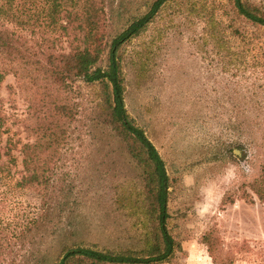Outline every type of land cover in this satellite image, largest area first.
<instances>
[{
  "label": "rangeland",
  "instance_id": "obj_1",
  "mask_svg": "<svg viewBox=\"0 0 264 264\" xmlns=\"http://www.w3.org/2000/svg\"><path fill=\"white\" fill-rule=\"evenodd\" d=\"M111 1L125 3L128 16L146 11L152 0ZM244 1L264 10V0ZM231 19L226 0H168L147 29L118 50L127 113L154 144L169 177L167 224L181 249L161 264H216L203 242L209 232L218 236L232 264H264V202L248 187L264 153L262 125L248 124L264 116V28L234 20L244 35L233 36ZM215 24L222 31L218 25L213 33H225V47L215 46L209 36ZM14 85L13 76H6L2 111L7 126L26 142L22 127L12 124L26 113ZM82 91V139L72 149L78 161L69 194L76 204L38 239L33 249L42 252L40 264H51L64 241L80 236L98 248L144 244L140 223L146 217L117 196L137 195L140 170L108 127L84 119L92 94L89 88ZM13 153L12 175L0 178L4 219L31 216L39 207L33 191L14 185L21 155ZM73 230L79 235L70 238Z\"/></svg>",
  "mask_w": 264,
  "mask_h": 264
},
{
  "label": "trees",
  "instance_id": "obj_2",
  "mask_svg": "<svg viewBox=\"0 0 264 264\" xmlns=\"http://www.w3.org/2000/svg\"><path fill=\"white\" fill-rule=\"evenodd\" d=\"M167 1L152 0L146 11L125 16L126 4L114 5L111 0H0V88L12 75L11 89L26 103L25 116L16 117L12 124L22 127L29 138L23 142L7 126L0 95V142L7 133L0 147V178L12 175L10 168L17 165L13 151L18 150L21 168L14 185L33 191L39 200L31 216L4 219L0 215V264H26L32 258V264H40L42 252L33 249L38 239L74 209L76 201L69 194L78 159L72 149L82 139L83 88L92 94L83 109L84 119L108 127L140 170L137 195L117 196L146 217L140 223L144 244L137 249L98 248L80 236L64 241L51 264H161L181 249L167 224L169 177L154 144L127 113L118 54L126 42L147 29ZM226 1L233 36L244 35L235 21L264 28L263 9L244 0ZM219 24L211 25L209 36L222 48L227 44L225 33H213ZM252 122L262 125L258 132L264 147V116L248 124ZM248 187L264 202V153ZM70 235L79 233L73 230ZM203 242L216 264H232V257H224L218 236L206 233Z\"/></svg>",
  "mask_w": 264,
  "mask_h": 264
}]
</instances>
